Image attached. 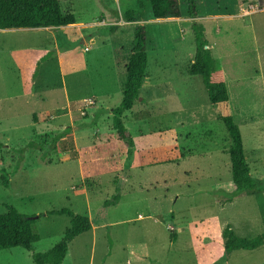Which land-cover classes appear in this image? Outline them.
I'll use <instances>...</instances> for the list:
<instances>
[{
	"label": "rangeland",
	"instance_id": "obj_1",
	"mask_svg": "<svg viewBox=\"0 0 264 264\" xmlns=\"http://www.w3.org/2000/svg\"><path fill=\"white\" fill-rule=\"evenodd\" d=\"M177 1L178 20L153 19L146 0L63 1L61 12L84 25L65 31L71 41L53 30L62 61L43 27L0 30V213L12 206L36 216L34 252L62 238L70 216L48 212L65 208L93 226L69 243L62 264H264V243L227 254L221 235L229 222L242 237L264 231V0H195L225 76V105L210 104L201 77L188 73L193 19ZM136 23L146 27L148 63L140 98L123 114L129 155L111 110ZM226 112L256 183L235 199ZM199 170L210 173L202 179ZM0 264L35 263L13 247L0 250Z\"/></svg>",
	"mask_w": 264,
	"mask_h": 264
},
{
	"label": "trees",
	"instance_id": "obj_2",
	"mask_svg": "<svg viewBox=\"0 0 264 264\" xmlns=\"http://www.w3.org/2000/svg\"><path fill=\"white\" fill-rule=\"evenodd\" d=\"M63 0H0V29L57 27L75 23L73 14L61 12ZM153 19L174 18L180 16L177 0H146ZM186 12L190 18L194 41V56L188 67L190 75L201 77L206 90L208 101L212 105H225L229 100L223 70L218 61L212 56L205 38V28L198 18L195 0H184ZM133 11H127L126 18H132ZM147 35L145 26L136 23L133 29L131 51L125 65L122 98L118 105L112 108V128L118 140L126 144L129 155L133 149V139L123 121V114L129 111L138 100L145 69L147 66ZM221 120L227 131L230 146V171L232 183L235 187L234 195L241 191L252 192L256 183L250 174L246 163L242 136L239 126L233 117L226 113ZM68 130V129H66ZM6 184V180H4ZM119 188L113 195V201L119 200ZM51 214H67L70 216V225L64 230L62 238L44 252H34L33 243L39 240V235L33 229L34 219L19 213L14 207L8 206L7 211L0 213V250L13 247H23L30 252L35 264H62L68 251L69 243L79 234L91 229L90 219L81 214L73 213L68 209L52 210ZM224 250L230 253L234 250H252L264 243V231L252 238L238 236L231 224L222 230Z\"/></svg>",
	"mask_w": 264,
	"mask_h": 264
},
{
	"label": "crops",
	"instance_id": "obj_3",
	"mask_svg": "<svg viewBox=\"0 0 264 264\" xmlns=\"http://www.w3.org/2000/svg\"><path fill=\"white\" fill-rule=\"evenodd\" d=\"M63 1H67V0H63ZM63 1H61V3L63 2ZM147 2V1H146ZM60 7H61V4H60ZM130 11H132V10H130ZM71 14H73L74 15V17H75V23H73V24H68V25H65V26H57V27H43L46 31H48L49 32V34H50V36L51 37H53V40H54V43H55V47H54V49H56V55H57V58H59V60L60 61H62V57H61V51L58 49V48H56V46L58 45V41H59V38H58V35H59V33L57 32L56 33V31H53L55 28H58L59 27V29L60 30H63V34H64V36L66 37V39H67V41H71V38L69 37V36H66V34H65V31H69L68 29H69V27H72V26H74V25H78V26H83L84 25V23H82V22H78V15L74 12V13H72L71 12ZM125 16H126V14H125ZM166 19H169V20H178L179 18L178 17H174V18H165V19H155V20H166ZM193 19V18H192ZM128 20V19H127ZM177 23V22H176ZM95 24L96 25H101V23H98V22H95ZM143 24V23H142ZM102 25H104V22H103V24ZM135 26V25H134ZM191 26V25H190ZM111 28V27H110ZM205 28V27H204ZM11 29H28V28H11ZM134 29V28H133ZM145 29H146V27H145ZM0 30H3V29H0ZM69 33V32H68ZM69 35V34H68ZM95 40L97 41V37H91L87 42H88V44H86L85 43V47L83 48V51L84 52H86V51H89V47H88V45H93V43L95 42ZM208 47V46H207ZM147 53V52H146ZM147 63H148V57H147ZM191 64V63H190ZM146 68H147V66H146ZM225 77V76H224ZM143 82H144V79H143ZM143 82H142V85H143ZM142 85H141V88H142ZM141 88L139 89V91L141 90ZM140 95V94H139ZM140 98V97H139ZM229 101V100H228ZM227 104H228V102H227ZM226 113H228V114H230L229 112H226ZM226 113H224V114H226ZM223 115V114H222ZM178 124H180L181 126L183 125V121L181 120V121H179L178 122ZM127 128V127H126ZM131 134V133H130ZM117 136V135H116ZM131 136H132V134H131ZM118 138V137H117ZM132 139H133V136H132ZM259 140V138L257 139V140H254L255 142L256 141H258ZM133 143H134V140H133ZM134 145V144H133ZM219 147H218V149L219 150H217V154H218V156L220 155V154H222V152H221V148H222V145L220 146L219 144H217ZM209 150H210V148H209ZM255 151V150H254ZM228 152H229V148H228ZM256 152V151H255ZM254 152V153H255ZM245 155V154H244ZM226 157H227V154H226ZM256 157H258L257 156V154H256ZM229 160H230V158H229ZM216 163V162H215ZM228 163L230 164V161H228ZM215 166V168H216V165H214ZM211 167V166H210ZM250 171V170H249ZM204 171H201V170H199V174H200V176H201V178L203 179L204 177H208V175H209V173H207V174H204L203 173ZM207 179V178H206ZM231 181H232V179H231ZM235 188V187H234ZM242 192H247V191H241V192H238L236 195H234L233 194V197L234 196H236V197H234V199L235 198H238V196L242 193ZM253 192V191H252ZM231 202H233V200H229V204H231ZM89 218V217H88ZM91 222V221H90ZM235 222V221H234ZM227 224H231L232 225V228H233V230L235 231V227L233 226L234 224L233 223H231V222H229V223H227ZM226 224V225H227ZM225 225V226H226ZM262 225V221H261V219H259V220H257L256 222H255V226H261ZM92 224H91V229H92ZM224 226V227H225ZM223 227V228H224ZM245 228V227H244ZM90 229V230H91ZM89 230V231H90ZM223 230V229H222ZM241 232L242 233H245V229H242L241 230ZM221 233H222V231H221ZM235 233L237 234V232L235 231ZM241 233V234H242ZM238 235V234H237ZM239 236V235H238ZM240 237H242V236H240ZM246 238V237H245ZM252 238V237H251ZM260 247V246H259ZM256 249V248H255ZM243 250H245V249H243ZM253 250V249H252ZM67 254V253H66ZM228 254V253H227Z\"/></svg>",
	"mask_w": 264,
	"mask_h": 264
},
{
	"label": "water",
	"instance_id": "obj_4",
	"mask_svg": "<svg viewBox=\"0 0 264 264\" xmlns=\"http://www.w3.org/2000/svg\"><path fill=\"white\" fill-rule=\"evenodd\" d=\"M207 47V46H206ZM31 218H36V216H34V217H31Z\"/></svg>",
	"mask_w": 264,
	"mask_h": 264
}]
</instances>
